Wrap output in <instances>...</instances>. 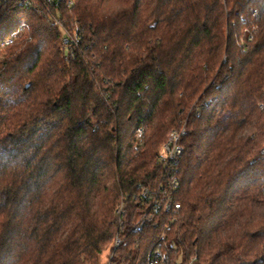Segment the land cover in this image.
I'll list each match as a JSON object with an SVG mask.
<instances>
[{
    "label": "trees",
    "instance_id": "obj_1",
    "mask_svg": "<svg viewBox=\"0 0 264 264\" xmlns=\"http://www.w3.org/2000/svg\"><path fill=\"white\" fill-rule=\"evenodd\" d=\"M185 122L171 234L196 264H264V0H0V264H100Z\"/></svg>",
    "mask_w": 264,
    "mask_h": 264
},
{
    "label": "built area",
    "instance_id": "obj_2",
    "mask_svg": "<svg viewBox=\"0 0 264 264\" xmlns=\"http://www.w3.org/2000/svg\"><path fill=\"white\" fill-rule=\"evenodd\" d=\"M62 28L67 47H79L78 35ZM257 31V28L253 29L254 33ZM185 134L186 122L180 128L171 131L161 146L157 157L161 172L153 187L141 186L139 192L141 206L138 208L137 219L129 218L125 202L117 207L116 235L107 264H115L117 251L127 247L133 235L140 236L147 229L158 228L163 229L159 240L146 254V261L143 263L140 259L136 264H196L198 262L197 251L192 253L177 233L171 234L174 226L179 222L182 211V204L178 201L181 184L177 175V164L183 154L181 141ZM137 136L138 138L143 136L141 128L138 129Z\"/></svg>",
    "mask_w": 264,
    "mask_h": 264
},
{
    "label": "rangeland",
    "instance_id": "obj_3",
    "mask_svg": "<svg viewBox=\"0 0 264 264\" xmlns=\"http://www.w3.org/2000/svg\"><path fill=\"white\" fill-rule=\"evenodd\" d=\"M164 143H165V142H164ZM164 143H163V144H164ZM160 149H161V148H160ZM107 259H108L107 254L104 253V254L101 256L100 264H107Z\"/></svg>",
    "mask_w": 264,
    "mask_h": 264
}]
</instances>
